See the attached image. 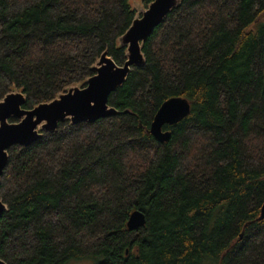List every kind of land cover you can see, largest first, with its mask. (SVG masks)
I'll use <instances>...</instances> for the list:
<instances>
[{
    "label": "trees",
    "instance_id": "1",
    "mask_svg": "<svg viewBox=\"0 0 264 264\" xmlns=\"http://www.w3.org/2000/svg\"><path fill=\"white\" fill-rule=\"evenodd\" d=\"M136 13L132 0H0V100L51 101L105 51L123 64ZM143 51L109 96L119 114L9 148L8 264H264V0H181ZM175 96L191 110L160 142L151 126ZM135 210L147 222L130 230Z\"/></svg>",
    "mask_w": 264,
    "mask_h": 264
},
{
    "label": "water",
    "instance_id": "2",
    "mask_svg": "<svg viewBox=\"0 0 264 264\" xmlns=\"http://www.w3.org/2000/svg\"><path fill=\"white\" fill-rule=\"evenodd\" d=\"M180 4L181 0H153L146 8L138 10L133 2L136 16L129 29L119 38L120 46L126 47L127 59L123 64H118L105 51L93 66L96 73L84 83L71 85L51 101L39 103L31 109L24 108L27 97L22 90L7 93L0 100V180L9 162L11 146H28L40 139L44 132L56 131L60 123L67 119L73 124L92 123L119 114L120 111L109 104L110 94L125 83L134 67L145 64L144 42ZM190 110L191 104L187 98H169L159 108L151 133L160 142L169 141L171 130H165L164 126L179 122ZM11 118L17 120L11 121ZM6 209L7 205L0 200V216ZM261 218H264V203ZM146 222V214L135 210L127 225L130 230H139ZM0 264L8 263L0 257Z\"/></svg>",
    "mask_w": 264,
    "mask_h": 264
},
{
    "label": "rangeland",
    "instance_id": "3",
    "mask_svg": "<svg viewBox=\"0 0 264 264\" xmlns=\"http://www.w3.org/2000/svg\"><path fill=\"white\" fill-rule=\"evenodd\" d=\"M132 2H134V4H136L138 6V8H139L138 10H141L142 8H146V5H144L142 0H132ZM72 264H79V263H72ZM81 264H85V263H81Z\"/></svg>",
    "mask_w": 264,
    "mask_h": 264
},
{
    "label": "flooded vegetation",
    "instance_id": "4",
    "mask_svg": "<svg viewBox=\"0 0 264 264\" xmlns=\"http://www.w3.org/2000/svg\"><path fill=\"white\" fill-rule=\"evenodd\" d=\"M15 119V118H14ZM11 120V119H10ZM17 119H15V121H16Z\"/></svg>",
    "mask_w": 264,
    "mask_h": 264
}]
</instances>
